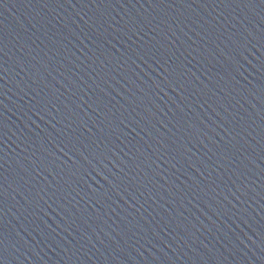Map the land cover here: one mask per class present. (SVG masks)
<instances>
[{"label": "water", "instance_id": "water-1", "mask_svg": "<svg viewBox=\"0 0 264 264\" xmlns=\"http://www.w3.org/2000/svg\"><path fill=\"white\" fill-rule=\"evenodd\" d=\"M0 264H264V0H0Z\"/></svg>", "mask_w": 264, "mask_h": 264}]
</instances>
